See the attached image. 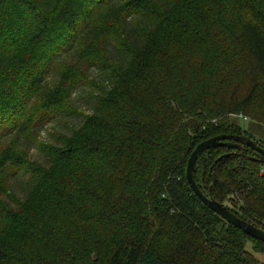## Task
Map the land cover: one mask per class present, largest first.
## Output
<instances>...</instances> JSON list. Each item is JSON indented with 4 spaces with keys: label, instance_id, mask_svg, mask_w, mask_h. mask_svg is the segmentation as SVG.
<instances>
[{
    "label": "trees",
    "instance_id": "1",
    "mask_svg": "<svg viewBox=\"0 0 264 264\" xmlns=\"http://www.w3.org/2000/svg\"><path fill=\"white\" fill-rule=\"evenodd\" d=\"M238 117L264 124V0H0V264H263L186 180L207 138L264 148ZM257 155L194 178L264 229Z\"/></svg>",
    "mask_w": 264,
    "mask_h": 264
},
{
    "label": "water",
    "instance_id": "2",
    "mask_svg": "<svg viewBox=\"0 0 264 264\" xmlns=\"http://www.w3.org/2000/svg\"><path fill=\"white\" fill-rule=\"evenodd\" d=\"M216 146H225L231 149H240L242 150L244 146L254 148L258 155L253 156L252 159L264 164V148L258 145L255 139L250 138L247 135H233V134H224L213 136L207 138L200 143H198L192 151V154L187 162L186 170V180L190 185L191 190L201 199V201L211 210H214L218 213L223 219L225 218L230 224L234 225L238 229H241L247 235L253 239L259 240L264 243V229L258 227L256 224L241 218L233 211L229 210L226 205H223L219 202L213 195L205 193L201 190L200 186L197 183V180L194 178V169L195 163L198 157L207 151L210 147Z\"/></svg>",
    "mask_w": 264,
    "mask_h": 264
},
{
    "label": "rangeland",
    "instance_id": "3",
    "mask_svg": "<svg viewBox=\"0 0 264 264\" xmlns=\"http://www.w3.org/2000/svg\"><path fill=\"white\" fill-rule=\"evenodd\" d=\"M83 100L81 103L84 102H88V105H84L85 110H91L90 107V102L92 101V97L90 94V91L88 88L83 90ZM80 101L77 102V104H81ZM79 107V106H78ZM82 108V107H80ZM82 108V109H84ZM74 118V117H73ZM81 118V116H76V118L74 119V121H76L78 124L79 119ZM238 121L239 123L242 125V127H244L245 129H247V131L249 133H253L254 136L260 140L264 141V124H260L258 122H256L255 120H250L248 118H243V117H238ZM62 126V125H60ZM59 125H57V127H60ZM74 126V124L69 123V127ZM62 129V128H59ZM247 249H249V255H252V257L254 259H257L259 262L264 264V246L259 244L258 242H248L247 244Z\"/></svg>",
    "mask_w": 264,
    "mask_h": 264
}]
</instances>
